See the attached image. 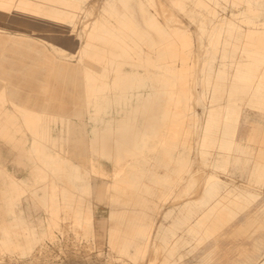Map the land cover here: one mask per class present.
<instances>
[{
	"label": "bare ground",
	"instance_id": "bare-ground-1",
	"mask_svg": "<svg viewBox=\"0 0 264 264\" xmlns=\"http://www.w3.org/2000/svg\"><path fill=\"white\" fill-rule=\"evenodd\" d=\"M172 1L184 10L186 0ZM195 1L209 16H216L215 0ZM233 3L246 7L233 13L232 19L214 24L209 33L214 47L206 79L215 104L207 112L202 143L204 158L215 157L214 166L223 169L238 147L235 138L244 106L264 114V0ZM79 9L80 0H0V16L43 33L52 27L71 31ZM105 11L110 19L92 24L82 49L81 60L89 58L94 65H69L40 46L51 40L70 51L73 45L68 37L34 36L27 44H11L18 40L0 35V51L16 50L23 57L18 63L1 62L10 68L5 79L15 84L7 89L0 83V234L16 247L31 249L39 240L38 226L16 211L25 191L31 189L51 214L49 226L59 227L64 220L88 228L94 225L96 237L104 240L106 233L119 253L132 254L135 249L136 254L146 255L154 243L153 221L145 217L139 223L135 215L125 224L126 216L114 220L116 211L110 208V222H96L95 211L84 206L81 195L92 193L103 201L112 189H136L152 172L144 162L154 159L167 171L157 177L174 178L170 189L178 187L179 196L188 194L194 183L188 140H181L188 120L196 117L189 106L187 61L192 43L188 32L181 26L162 25L145 0H107ZM235 18L248 23L247 29ZM201 31L202 36L209 32L204 22ZM217 58L220 65L215 70ZM14 66L21 68L20 75L10 72ZM79 82L84 84L82 90ZM81 99L83 106H79ZM250 141L258 144L259 159L264 158V128L256 125ZM4 146H9L15 164L27 171V177L19 180L7 169L2 161ZM70 151L88 166L73 162ZM103 160L111 164L112 172ZM92 174L99 177L94 185L87 180ZM109 176L113 182L102 178ZM253 179L264 186L263 162L255 164ZM202 187L201 203L218 199L192 222L190 239H178L176 249L195 243L200 247L215 238L258 198L251 186H230L216 174L208 176ZM226 192L234 197L227 198ZM27 233L29 239L23 242ZM238 235L251 238L254 234ZM179 255L180 260L186 257Z\"/></svg>",
	"mask_w": 264,
	"mask_h": 264
},
{
	"label": "rangeland",
	"instance_id": "rangeland-1",
	"mask_svg": "<svg viewBox=\"0 0 264 264\" xmlns=\"http://www.w3.org/2000/svg\"><path fill=\"white\" fill-rule=\"evenodd\" d=\"M106 2L107 0H80L79 13L71 31H61L59 27H52L43 33L29 30L27 26L10 20L7 16H0V35L18 40L11 44L17 42L27 44L29 40L43 35L48 38L50 36L68 37L73 45V49L70 51L61 50L51 40H47L46 45L42 43L40 46L47 47L57 60H64L69 65L80 67L83 66V63L94 65V61L89 58L81 60L82 49L87 41V31L92 24L98 19H110L109 13L105 11ZM145 3L149 12L155 16L158 22L162 25L181 26L191 38L192 54L187 61L188 88L191 91L189 106L190 111L196 113V117L193 121L188 120L186 130L181 135V140H188L187 154L192 164L191 170L194 178V183L188 190V194L179 196L178 187L170 189L175 181L174 178L161 181L157 177L156 174L165 175L167 171L165 168H159L158 161L154 159L144 162L145 167L152 169V172L140 180L136 189L123 186L120 189H112L103 201L97 200L92 193L81 195L84 206L95 211L96 222L109 223L110 208H114L116 211L112 217L114 220L121 219L120 217L123 215L126 216L125 224H130L132 222L130 218L135 215L140 217L139 223H142L145 217H147V222H154V243L146 255H140L135 253V249L131 251L132 254L119 253L110 246L106 233L104 240L96 237L94 225L92 228H88V226L64 220L59 227L49 226L51 214L33 197L31 189H28L21 197L16 211L18 215H22L38 226L39 240L34 241L29 249V247H16L15 244L3 240L4 235L0 234V264L264 263V186L257 185L253 179L255 164L257 161L264 163V158L259 159L258 144L250 141V136L256 125L264 128V114L255 108L244 106L240 130L235 138L238 147L232 151L226 169L214 166L215 157L213 156L206 160L202 148L207 112L215 104L213 88L211 85L209 87L206 79L209 75L207 64L212 60L214 47L213 43H210L212 37L209 34L210 29L214 24H220L223 19H232V14H238L246 5H235L233 0H215L212 4L217 14L215 17H211L197 5L195 0H186L184 10L177 7L172 0H145ZM188 11L192 12V15ZM234 20H238L242 28L247 29L248 23L236 18ZM203 22L209 28L208 34L204 36L201 31ZM22 59L23 57L19 56L16 50L0 51V83L7 89H9L8 86L15 83L5 79L6 71H9L10 68L1 62L7 60L18 63ZM176 64L180 68L183 65L179 59ZM219 65L220 59L217 58L213 63V68L216 70ZM13 68L10 72H16L19 75L22 73L19 66ZM66 84L62 83L61 85L67 86ZM83 86V82H79L80 90ZM44 90L42 89V91ZM79 106H83V99ZM180 148H183L181 144ZM69 156L73 162L84 167L88 166L78 153L70 151ZM13 158L14 155L9 151V146H4L2 161L7 169L19 180L27 177V171L17 166ZM103 162L108 172H112L111 164L107 160H103ZM211 174H216L219 179L226 181L230 186H251L250 188L258 194V198L251 207L242 211L235 220L223 227L215 238L204 242L200 247L195 243L182 250L176 249L175 243L178 239L180 241L181 239H190L189 230L194 225L192 222L218 199L212 197L208 204L201 203L205 196L202 186ZM102 178H106L109 182L114 181L113 176ZM87 180L94 185L99 182V177L92 174ZM226 196L229 199L234 197L231 192H226ZM250 233L254 234L251 238L238 235ZM28 237L29 233L25 234L22 241L27 242ZM180 253L186 254L183 260L179 259Z\"/></svg>",
	"mask_w": 264,
	"mask_h": 264
}]
</instances>
